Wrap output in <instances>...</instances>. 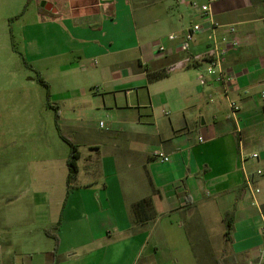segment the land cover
<instances>
[{"label": "crops", "instance_id": "crops-1", "mask_svg": "<svg viewBox=\"0 0 264 264\" xmlns=\"http://www.w3.org/2000/svg\"><path fill=\"white\" fill-rule=\"evenodd\" d=\"M0 1L10 20H21L26 3L38 7V17L22 30L26 55L34 49L35 55L28 63L20 56L48 83L60 131L80 154L69 189L70 151L63 150L54 115L60 153L47 157L41 148L32 169L27 155L5 165L15 178L0 194V264H257L264 245V178L256 179L261 193L253 198L244 168L264 170V89L258 92L264 87V0L212 5L213 20L236 27L241 41L224 58L235 76L229 92L240 107L235 117L216 82L200 86L198 69L205 64L168 72L206 54L208 24L189 4L207 0H176L190 23L164 0L137 10L131 0ZM157 13L170 30L165 42L139 34L136 14L145 23ZM195 24L204 29L186 52L181 38L168 40ZM159 44L166 54L156 52ZM161 74L150 82L149 76ZM96 114L108 121L101 136L93 127ZM156 150L169 162L154 159ZM242 150L258 153L259 160L242 165Z\"/></svg>", "mask_w": 264, "mask_h": 264}, {"label": "rangeland", "instance_id": "rangeland-1", "mask_svg": "<svg viewBox=\"0 0 264 264\" xmlns=\"http://www.w3.org/2000/svg\"><path fill=\"white\" fill-rule=\"evenodd\" d=\"M92 1L88 0V2L84 3L91 4ZM156 1L159 0H131V3L137 10L136 5L149 4ZM168 2L171 3L172 13L178 19L183 15L185 22L190 23L191 20L187 16L186 7L178 4L176 0H164L165 4ZM25 10L28 11L23 15ZM37 10V6H30L26 3L20 11V14L23 13L20 17L21 20H10V16H13L10 15L12 14L11 11L5 7L3 1H0V112L2 119L0 125V194L4 193L5 185L11 181L14 182L15 178V171L6 172L4 170L5 165L9 163L8 161L14 162L20 160L21 155H27V161L30 164L27 162L26 166L32 169V167L37 165L35 163V155L41 151V148L45 151L47 157L50 156V151L56 152L57 155L60 153L59 150H56L58 147L54 143L52 136L54 134L57 135V132L54 126V109L51 110L48 107L51 99L48 98L47 89L37 82L38 74L32 68L27 67L23 61L24 59L28 63V59L32 58V52L35 55V49L32 52L27 49L26 55L25 38L22 30L25 23L31 24L35 20L34 18L38 17ZM136 17L141 38L146 37L150 41L165 42L162 38L168 36L170 30L169 27L164 25L163 14L149 15L151 18L147 17V22L145 23L140 20L139 14H136ZM155 20H160L161 23L155 24ZM127 24L128 22L124 23V26L126 25L123 30L125 37L130 35V29ZM30 31V34L32 33L35 38V31ZM20 54L23 59H21ZM225 68L228 71L231 70L228 67ZM47 79L53 88L57 87V81L51 77ZM263 89V86L260 87L258 92ZM94 117L92 119L93 127L96 130V135L101 136L108 127V121L105 116L99 114ZM100 123H102V126H99ZM13 143H16V145L14 146ZM62 145L63 150L70 151V146L66 142H62ZM10 150L11 152H8ZM61 154L63 157L62 152ZM48 165L45 164L46 167ZM1 207L2 209L4 208V203L1 204Z\"/></svg>", "mask_w": 264, "mask_h": 264}, {"label": "built area", "instance_id": "built-area-1", "mask_svg": "<svg viewBox=\"0 0 264 264\" xmlns=\"http://www.w3.org/2000/svg\"><path fill=\"white\" fill-rule=\"evenodd\" d=\"M222 0H207L205 4H199L197 2H192L189 6L196 11H199L202 18L208 24L210 36H209V47L205 55L194 56L186 59L183 63L169 69L168 72H173L178 68H183L186 66H191L196 69L200 67L201 64H205V70L201 71L198 69V81L200 86H206L208 81L211 79L216 82L222 90V95L228 102V106L232 115L235 117L240 111L238 104L229 97L230 87L235 81V76L231 70H227L224 66V58L232 53L237 51L241 46V41L238 36V31L234 26H221L217 24L212 18V5ZM220 28H224V34L219 36L217 31ZM203 25L195 24L189 30L184 32L181 36L172 34L168 37V40L171 42H176L180 38V50L186 52L188 50V44L194 39V37L203 31ZM156 52L159 55L166 54L167 49L164 45L159 44L156 48ZM261 98L264 100V91L261 93ZM237 133L239 129L237 126ZM202 141V138H200ZM154 159L167 163L169 162L168 156L161 150H156L153 152ZM240 161L242 165H245L249 160H259L258 153L246 154L244 151H240ZM245 181L247 190L250 192L253 198H256L260 193V188L256 185L257 178H264V170L258 169L253 173L246 171ZM256 205V204H254ZM262 234L264 235V226L261 229ZM257 264H264V245L260 250V255Z\"/></svg>", "mask_w": 264, "mask_h": 264}, {"label": "trees", "instance_id": "trees-1", "mask_svg": "<svg viewBox=\"0 0 264 264\" xmlns=\"http://www.w3.org/2000/svg\"><path fill=\"white\" fill-rule=\"evenodd\" d=\"M31 0H28V2ZM29 68H32L31 66H29ZM38 77H37V82L41 85H43L46 89H47V94H48V98H49V85L48 83L40 76L39 73ZM165 75L161 74L157 77H152L149 76V80L150 82L153 81H157L160 80L162 78H164ZM48 107L53 108L55 111V123H56V127L57 130L59 131L60 137L70 146V157L68 160V168H69V175H68V188H71L72 182L75 180L76 175L78 173V167H77V161L79 159V152H78V147L69 139L67 138L63 133H61L60 131V126H59V119H60V111L59 108L52 105L51 103H48ZM232 228V223L227 221V225H226V239L229 237L230 231ZM59 247V243L58 240H56V245H55V249H57Z\"/></svg>", "mask_w": 264, "mask_h": 264}, {"label": "water", "instance_id": "water-1", "mask_svg": "<svg viewBox=\"0 0 264 264\" xmlns=\"http://www.w3.org/2000/svg\"><path fill=\"white\" fill-rule=\"evenodd\" d=\"M45 9H46L47 11H51V10H52V6L47 4V5L45 6Z\"/></svg>", "mask_w": 264, "mask_h": 264}]
</instances>
